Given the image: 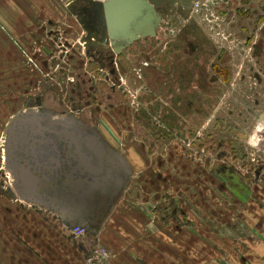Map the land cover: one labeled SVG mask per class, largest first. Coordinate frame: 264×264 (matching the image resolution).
<instances>
[{"label":"rangeland","instance_id":"1","mask_svg":"<svg viewBox=\"0 0 264 264\" xmlns=\"http://www.w3.org/2000/svg\"><path fill=\"white\" fill-rule=\"evenodd\" d=\"M208 3L205 14L191 18L190 22L170 18L173 20L166 22L156 37L135 43L120 61L122 76L128 75V90L119 98L123 103L105 114L114 118L110 125L119 131L125 144L138 143L140 149L144 143L157 144L153 146L157 152L148 157L146 171L127 176L120 192L106 199L105 215L97 219L95 215L88 217L92 225L87 226L85 237L77 238L58 214L55 224L38 214L34 220H19L18 223L14 216L8 215L5 223L2 215L0 252L3 256L0 254V264H19L9 255L11 253L33 261V253L30 255L26 247L27 240L33 237L32 230L42 232L40 240L45 241L50 237L44 235L48 233H44L43 228L54 229L56 226L62 227V232L56 233L58 240L74 243L81 252L84 251V263L87 264L90 250L104 242V233L100 235L101 229L94 231L95 228H103L112 218L117 220L119 217L112 215L114 211L135 204L148 214L147 225L157 224V221L163 223L156 208L166 212L169 217L166 222L168 238L185 239L191 243L200 241L197 248H182L180 255L195 254L203 259L210 256V248L217 255L221 253L209 243L214 240L209 234L213 219L210 208L214 207V202L217 208L226 203L225 195L219 194L218 198L215 192H219V184L225 182L227 163L231 159L236 167L244 169L248 165V168H255L254 178L257 174L260 177L264 170V127L257 130L258 124L264 125V0H213ZM189 43L196 47L195 52L188 48ZM134 50H137V56L134 63H129L126 57ZM157 61L160 64H156ZM145 62L155 63L154 68H147ZM92 66L89 77L99 80L95 70L92 72L97 66ZM135 68L137 71L145 69L147 75L142 73L139 78ZM26 86L23 82L20 87H0V147L3 132L13 119L10 117L13 108L23 109L22 97L35 91ZM108 87L107 91H110ZM95 106L96 102L88 109H95ZM94 113L98 114L95 110ZM212 141H215L214 145L210 144ZM220 142L225 146L220 148ZM214 177L218 182L217 190ZM129 195L133 197L129 199ZM166 195L174 199L173 203H168ZM212 195H216L220 202H216ZM24 205L31 208L26 202ZM152 211L158 214H152ZM15 212L14 209L10 211ZM219 219L223 221L224 216ZM117 225L115 221V235L129 239L126 234L118 232ZM178 225L183 226V232L174 234ZM144 234L139 238L145 239ZM150 236L151 233L146 238ZM160 238L162 236L157 235V239ZM15 244L19 245V252L12 246ZM64 248V244H58V256L53 264H60L64 259ZM143 250L146 253L141 255H152L151 250ZM36 255L43 264H49L42 254Z\"/></svg>","mask_w":264,"mask_h":264},{"label":"crops","instance_id":"2","mask_svg":"<svg viewBox=\"0 0 264 264\" xmlns=\"http://www.w3.org/2000/svg\"><path fill=\"white\" fill-rule=\"evenodd\" d=\"M69 1L0 0V87H20L23 82L27 84L26 88L44 87L40 101L47 111L44 114L40 113L38 121L30 115L26 123H17L15 137L12 134L13 129L8 127V135L10 139L14 137L15 142L12 144L10 140L11 148L7 153L9 160L6 162L3 159L1 144L0 217L4 215L5 223L7 216L13 214L10 213L11 209L15 210L19 205L25 208L16 202L17 199L58 214L66 222L67 229L70 228L68 223L74 224L73 220L85 224L82 217L96 215L92 203L98 198L106 201L109 196L114 197L120 192L122 178L124 183L127 177L123 170L126 166L122 163V158L127 164L128 171L136 175L146 171L148 157L155 154L145 143L141 149L138 143L125 144L120 139L119 131L110 125L114 118L105 112L101 114L97 110L98 106L91 110L86 107L81 113L79 111L69 113L67 117L60 116L73 106L71 98H76L77 102L79 99V104L75 105L85 107L84 103H80L82 93L90 91L99 82L89 77L90 56L82 42L85 30L78 17L68 9ZM206 1L208 5V1L213 0ZM86 5L85 1L77 3L80 9ZM195 16L201 15H195L192 11L189 17L180 12L172 13L162 21L157 34L170 20L180 18L190 22ZM139 41L127 47L122 55L120 54L121 57L126 56L130 47ZM136 52L137 50H134L126 57L129 63H134ZM161 56L163 58V54ZM158 63L160 64L157 61L156 64ZM147 64L145 65L147 68H154L155 63L149 66ZM173 69L175 71V67ZM27 72L32 73L26 74ZM137 73L139 78H142L141 74L145 75L147 72L145 69H139ZM122 77L126 81L128 75L123 74ZM67 96H70L68 102ZM94 110L98 114H95ZM112 115L114 116V113ZM39 121L42 122L41 125L38 124ZM1 123L2 121L0 127ZM38 125L48 133H39ZM82 138L86 139V144H80L79 148L78 144L70 142L71 139L80 141ZM91 139H95L96 143ZM219 146L222 148L225 144L221 146L220 142ZM15 157L22 163L26 161L24 165L29 168L31 175L41 179L39 187L34 185L33 190H26L15 186L20 179L17 170L10 167L14 166ZM227 164L228 167L224 169L225 182L219 184V192L214 191L218 193V198L219 194L225 195L226 203L223 207L217 208L214 202V207L210 208L213 219L210 222L212 229L209 234L214 240H210L209 243L210 246L220 249L219 255L211 248L210 256L203 259L195 254L180 255L183 253L182 248H197L200 241L195 240L191 243L185 239L168 238L169 226L166 222H169V217L165 211L156 208L159 214L153 212L155 209L152 214H158L160 220L167 226L159 221L157 224L147 225L148 214L140 211L142 208L139 209L132 203L135 205L123 207L116 213L114 211L112 215H117L119 217L117 220L112 218L103 228H95L94 231L97 228L101 229L100 235L104 233L102 244L114 253L101 264H264V170L260 177L257 174L254 178L252 174L255 168H248V165L244 166V169L241 166L236 167L231 159ZM213 171L215 174V170ZM13 173L16 174L15 183L9 185L8 174ZM213 181L217 190L218 182L215 177ZM31 182L37 184L35 179ZM8 187L11 193H6L5 189ZM212 196L216 202H220L216 195ZM132 197L129 195V199ZM165 210L168 213V209ZM104 212L99 214L105 215ZM35 214L45 218L39 211L35 210L36 217ZM222 215L223 221L219 219ZM115 221L118 223L117 229H120L118 232L126 234L129 239H120L117 234L115 235ZM56 227L43 228V232L48 233L44 235L50 237V240L45 241L40 240L42 232L32 230L33 237L27 240L26 247L30 255L33 253V261L29 257H18L16 253L9 255L18 260L19 264H43L41 260L36 259V254L40 253L47 258L49 264H53L58 256L56 249L58 244H64V259L60 264L74 262L83 264L85 252H81L74 243L58 240L56 233L62 232V227ZM193 229L197 232L195 227ZM179 231L183 232L182 225L176 227L174 234H178ZM149 233L150 238H146ZM141 234H144L145 239L139 238ZM157 235L162 238L157 239ZM12 246L20 251L18 244ZM143 249L149 252L151 250L152 255L148 257L141 255L145 252ZM0 254L2 255L1 252ZM0 258L2 259L1 256Z\"/></svg>","mask_w":264,"mask_h":264},{"label":"water","instance_id":"3","mask_svg":"<svg viewBox=\"0 0 264 264\" xmlns=\"http://www.w3.org/2000/svg\"><path fill=\"white\" fill-rule=\"evenodd\" d=\"M85 1L87 3L84 8L80 9L77 3ZM193 1L197 0H70L68 2V9L78 17L82 23L85 34L82 39L87 53L95 48H111L115 55H120L132 43L157 36L158 29L162 21L170 14L180 12L184 16L189 17L193 7ZM114 73V72H113ZM40 114H34L37 118ZM28 116H18L12 120L14 137L16 136L19 122L26 123ZM67 123V122H66ZM70 123V122H68ZM42 124L41 121L38 122ZM71 124V123H70ZM38 125V127H39ZM73 128V126H71ZM74 131H76L73 128ZM39 133H48L47 130L39 127ZM13 136V135H12ZM7 139V153L10 152V145L15 142V138ZM96 143L95 139H91ZM74 144H86V139L82 138L80 141L72 140ZM97 144H100L97 142ZM9 156L6 154L7 161ZM17 157L14 158V167L17 170V175L20 177L19 182L15 185L26 190H33L34 185L39 187L41 179L31 175V172L24 163L20 162ZM19 163V164H18ZM124 172L127 176L130 174L127 164L122 158ZM35 179L37 184L31 182ZM127 179V177H126ZM125 179L124 183L127 181ZM14 186V187H15ZM123 186V178L121 188ZM70 226H78L82 223L70 224ZM82 226H85L84 224ZM87 227V226H86Z\"/></svg>","mask_w":264,"mask_h":264},{"label":"flooded vegetation","instance_id":"4","mask_svg":"<svg viewBox=\"0 0 264 264\" xmlns=\"http://www.w3.org/2000/svg\"><path fill=\"white\" fill-rule=\"evenodd\" d=\"M190 47H188L192 52H195V46L193 45V43H189ZM189 50V51H190ZM89 56H90V69L92 65L97 66V68L93 69L92 72L97 73V77L99 79L98 85L95 87H92V89L88 92H84L81 95V99H80V103H84V105L80 108L79 105H75L79 102L76 101V98H71L72 99V105L70 106V108L68 109V111H64L60 114V116H69V113H73V112H77L79 111V113H81L84 108L86 107H91V105L95 104L98 106L97 110H99V112L102 114V112H107L110 111V109H114L117 106H120V104H122L123 102L121 100H119V98L121 97L122 93H125L126 90H128L126 87V81L123 79L122 74L120 72V64H121V60L123 59L121 57V55H115L114 52L112 51L111 48H95L92 49L90 51V53L88 52ZM120 62V63H119ZM151 64H147V66H149ZM114 72V73H113ZM90 73V70H89ZM128 78V77H127ZM107 85L109 86V90L107 91ZM28 89H34L35 91H29L28 94L24 95L22 97V101L21 103L24 104L23 109H18V108H13V114L11 116L12 118H16L18 117V115H22V114H28L27 116L29 117L30 115L34 116V114H44L47 113V111H45L44 107L41 105V93H43V90H45L44 87H40V86H35L34 88H28ZM65 91H67V89H65ZM63 91V92H65ZM32 93V94H31ZM66 97V96H65ZM70 101V96H67L66 102ZM79 104V103H78ZM116 104V105H114ZM29 110V111H28ZM24 116V115H23ZM14 123H12V120L9 122V124H7L6 126V130L4 132L5 135H8V127L9 126H13ZM7 132V134H6ZM136 134V131H135ZM141 135V133H140ZM150 136V135H147ZM213 142V141H212ZM215 142V141H214ZM210 143L211 145H214L215 143ZM158 143V142H157ZM161 144V143H160ZM225 143H222V145H224ZM157 145V144H155ZM152 144V142L148 145L149 149L156 153L157 150L153 149V146H155ZM67 146V145H66ZM152 146V147H151ZM159 146V145H158ZM163 151V147L161 148ZM165 155V153L163 154ZM206 161V160H205ZM209 162H211L209 159H207V163L209 164ZM12 177V184L15 183V179H16V174H10ZM10 185V184H9ZM6 193H11V189L10 187H8L7 189H5ZM166 197H170L167 196ZM171 198V197H170ZM173 199V198H171ZM16 202L18 201V203L24 205V201L22 200H17L15 199ZM174 200V199H173ZM29 205H31V208H28L25 206L21 207V205L17 206L18 208L15 209V213L11 214L10 216H14L16 219V222L18 223L19 220L23 221V220H27L29 221L31 218L32 220H34V213L35 210L39 211V212H43V215H45V219L51 221L52 223H57V216L56 214H53L51 211L49 212L48 210L46 211L45 209H41L40 207H37L36 205L27 202ZM105 205V201L101 200L100 198H98L94 203H92V207L95 210V217L96 219L99 218L101 216V214L104 210H103V206ZM33 206H35L36 208H32ZM91 211V209L89 210V212ZM91 216V215H89ZM82 219L84 220L86 226H91V218L88 219V217H82ZM72 222L74 223H78L77 221L73 220ZM54 223V224H55ZM83 224V223H82Z\"/></svg>","mask_w":264,"mask_h":264},{"label":"built area","instance_id":"5","mask_svg":"<svg viewBox=\"0 0 264 264\" xmlns=\"http://www.w3.org/2000/svg\"><path fill=\"white\" fill-rule=\"evenodd\" d=\"M97 1H104V0H97ZM209 2V1H208ZM207 8V1L204 0V2L202 3L201 0H197L193 3V7H192V13L195 15H202L205 14L204 10H206ZM7 134V132H6ZM9 135H4L3 138V142H2V152L4 154L3 159L5 160V162L7 161L6 159V154H7V139H8ZM12 177L10 174H8V184L12 185ZM78 225V226H70V230L71 232L77 237V238H81V237H85L87 234V227ZM113 252L111 250H109L107 247L103 246V244L99 243L97 246H95L93 249L90 250L87 258H86V262L87 264H101L105 259H109L110 257H112Z\"/></svg>","mask_w":264,"mask_h":264},{"label":"clouds","instance_id":"6","mask_svg":"<svg viewBox=\"0 0 264 264\" xmlns=\"http://www.w3.org/2000/svg\"><path fill=\"white\" fill-rule=\"evenodd\" d=\"M261 127H264V125H262V124H258V125H257V130H259Z\"/></svg>","mask_w":264,"mask_h":264},{"label":"trees","instance_id":"7","mask_svg":"<svg viewBox=\"0 0 264 264\" xmlns=\"http://www.w3.org/2000/svg\"><path fill=\"white\" fill-rule=\"evenodd\" d=\"M166 198L168 200V203H169V201H171V203H173V201H172V199L170 197H166Z\"/></svg>","mask_w":264,"mask_h":264}]
</instances>
